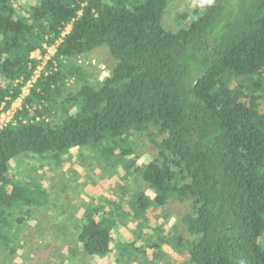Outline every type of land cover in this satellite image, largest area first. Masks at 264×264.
I'll return each mask as SVG.
<instances>
[{
    "label": "trees",
    "instance_id": "trees-1",
    "mask_svg": "<svg viewBox=\"0 0 264 264\" xmlns=\"http://www.w3.org/2000/svg\"><path fill=\"white\" fill-rule=\"evenodd\" d=\"M169 5L0 0V115L32 80L37 51L56 47L49 69L102 47L116 61L100 87L83 86L54 115L67 75L41 76L15 122L0 123V218L34 196L12 175L13 161L49 155L58 164L73 150L110 159L148 135L158 156L142 180L154 197L137 195L136 213L189 204L187 264H264V0H203L178 31L163 25ZM36 101L44 106L31 121ZM113 216H86L78 241L87 255L110 253Z\"/></svg>",
    "mask_w": 264,
    "mask_h": 264
},
{
    "label": "rangeland",
    "instance_id": "rangeland-1",
    "mask_svg": "<svg viewBox=\"0 0 264 264\" xmlns=\"http://www.w3.org/2000/svg\"><path fill=\"white\" fill-rule=\"evenodd\" d=\"M169 1L162 22L171 31L180 29L183 14L194 13L203 4V0ZM55 53L52 47L46 56L40 51L32 55L40 62L34 75L46 77L59 71L67 75L60 83L62 95L53 115L83 86L100 87L116 65L102 47L71 62L64 60L62 65L55 62L49 69ZM15 101L12 108L19 111L22 102ZM41 106L43 101H36L29 108L31 121L35 110H43ZM119 153L108 159L89 150H73L58 164L49 155L13 161L12 175L34 196L32 202L0 218V264H187L192 238L182 228L181 218L190 212L189 204L171 201L136 213L137 195L154 197L143 183L142 170L157 158L158 149L148 135H133ZM96 209L114 215L117 222L115 245L103 257L87 255L78 241L79 227Z\"/></svg>",
    "mask_w": 264,
    "mask_h": 264
},
{
    "label": "built area",
    "instance_id": "built-area-1",
    "mask_svg": "<svg viewBox=\"0 0 264 264\" xmlns=\"http://www.w3.org/2000/svg\"><path fill=\"white\" fill-rule=\"evenodd\" d=\"M70 30H71V27L68 28V30L63 34V36L65 37V35L67 33H69ZM54 48L56 50V47H54ZM39 70H41V67H39ZM36 75L37 74H35L33 76L32 80H30L29 83L22 90V95L19 98V100L22 102V105H23L24 100L29 96V94H30L31 89L33 88V86L37 83L38 79L41 77V76H36ZM12 105H13V103H12ZM12 105H11L10 108H6V105H3L2 108H1L2 113L0 115V117H1V119H0L1 122L0 123L2 125H4V126H6V125H8L10 123L15 122V115L18 112V110H16L15 108H12ZM11 115H13L12 118H11ZM6 118H8V120Z\"/></svg>",
    "mask_w": 264,
    "mask_h": 264
},
{
    "label": "clouds",
    "instance_id": "clouds-1",
    "mask_svg": "<svg viewBox=\"0 0 264 264\" xmlns=\"http://www.w3.org/2000/svg\"><path fill=\"white\" fill-rule=\"evenodd\" d=\"M209 2H210V0H209Z\"/></svg>",
    "mask_w": 264,
    "mask_h": 264
}]
</instances>
